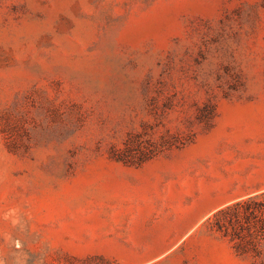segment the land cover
<instances>
[{
	"label": "rangeland",
	"instance_id": "374dc122",
	"mask_svg": "<svg viewBox=\"0 0 264 264\" xmlns=\"http://www.w3.org/2000/svg\"><path fill=\"white\" fill-rule=\"evenodd\" d=\"M170 182L242 195L180 217ZM249 198L264 0H0V264H264L212 218Z\"/></svg>",
	"mask_w": 264,
	"mask_h": 264
},
{
	"label": "crops",
	"instance_id": "0c3cea01",
	"mask_svg": "<svg viewBox=\"0 0 264 264\" xmlns=\"http://www.w3.org/2000/svg\"><path fill=\"white\" fill-rule=\"evenodd\" d=\"M165 186L168 187L162 195L167 206L180 217L191 216L196 204L210 201L211 198H215L220 206L242 195L239 190L242 188L241 182H170ZM210 210L207 209L205 213Z\"/></svg>",
	"mask_w": 264,
	"mask_h": 264
},
{
	"label": "trees",
	"instance_id": "16d2710c",
	"mask_svg": "<svg viewBox=\"0 0 264 264\" xmlns=\"http://www.w3.org/2000/svg\"><path fill=\"white\" fill-rule=\"evenodd\" d=\"M212 218L216 229L223 231L225 235L231 234L232 240L235 236H238L235 233L237 232L236 228L244 229L241 223L242 220H246L247 232L254 229L257 234H262L261 230L264 227V201H256L254 198L238 201L218 210L213 214Z\"/></svg>",
	"mask_w": 264,
	"mask_h": 264
}]
</instances>
